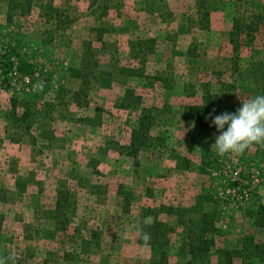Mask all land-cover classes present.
<instances>
[{
  "label": "rangeland",
  "instance_id": "1",
  "mask_svg": "<svg viewBox=\"0 0 264 264\" xmlns=\"http://www.w3.org/2000/svg\"><path fill=\"white\" fill-rule=\"evenodd\" d=\"M233 6L208 0L205 29L194 0H0L7 264H154L138 220L161 205L183 213L160 217L174 230L169 264H220L222 249L241 252L232 264H264V146L221 157L217 128L200 132L183 117L205 85L238 104L261 92V37L232 65ZM141 120L151 140L134 158L124 148ZM236 187L249 199L228 192ZM120 193L131 200L124 212ZM201 215L214 247L191 260ZM247 238L261 247L250 254Z\"/></svg>",
  "mask_w": 264,
  "mask_h": 264
},
{
  "label": "trees",
  "instance_id": "2",
  "mask_svg": "<svg viewBox=\"0 0 264 264\" xmlns=\"http://www.w3.org/2000/svg\"><path fill=\"white\" fill-rule=\"evenodd\" d=\"M195 1V14L199 18V25L205 29L209 28V13L206 10V3L208 0H194ZM256 0H234L233 17H232V27L229 34V43L232 49V65L236 69L239 60L240 51L243 48L250 47L254 44L258 37H261L264 46V5L256 10L255 4ZM205 24V26H204ZM11 65V64H10ZM19 73L26 75V77L31 76V67L29 65H19L16 67ZM203 102L201 105H195L187 107L184 110V119H190V121H195L197 130L200 132H210L215 129V125L212 124L211 119H209V114L212 116L220 115L224 112L235 113L241 104L236 101L230 103L227 100L221 99L216 93L212 92L209 85L203 86ZM259 95H264V78L262 83L261 92ZM149 138V126H146L142 120L138 123V126L132 131L131 140L129 147L124 148L126 153L134 158L141 148H145L148 144ZM121 187V186H120ZM123 188V187H121ZM121 192V191H120ZM3 191L0 187V201L4 202L5 196L2 194ZM122 200V210L127 211L130 206V197L123 194H119ZM179 208H173L171 206L161 205L159 208H142L139 214V237L138 242L144 244L142 239V231L149 232L151 235V240L147 246L155 252L157 259H155L154 264H169L167 251L170 244V235L173 233V229L165 222L160 219L162 215L166 217L174 216L176 220L183 217V213ZM127 213V212H126ZM150 216L152 222L150 226H144L141 221L144 217ZM204 215H201L197 220L195 225L197 226V232L194 230L193 237L191 238L189 244L187 245V254L190 256L191 260L201 257L202 254H208L210 249L214 247L215 240L207 236L206 234H199L203 232L206 224L204 223ZM203 225V226H202ZM201 226L203 228H201ZM247 243V251L251 252L261 247L253 239H244ZM145 245V244H144ZM246 252V250H245ZM218 259L220 264H232V260L238 254H241L239 250H218ZM189 263V262H188ZM16 264H36L29 262L27 259L18 260Z\"/></svg>",
  "mask_w": 264,
  "mask_h": 264
},
{
  "label": "clouds",
  "instance_id": "3",
  "mask_svg": "<svg viewBox=\"0 0 264 264\" xmlns=\"http://www.w3.org/2000/svg\"><path fill=\"white\" fill-rule=\"evenodd\" d=\"M208 118L220 133L211 145L217 155H241L257 145L264 146V95L241 100V107L235 113L224 112L216 116L209 114ZM151 222L150 216L141 221L144 226H150ZM142 239L148 245L150 233L142 231ZM0 264H7V260L0 257Z\"/></svg>",
  "mask_w": 264,
  "mask_h": 264
},
{
  "label": "built area",
  "instance_id": "4",
  "mask_svg": "<svg viewBox=\"0 0 264 264\" xmlns=\"http://www.w3.org/2000/svg\"><path fill=\"white\" fill-rule=\"evenodd\" d=\"M228 192H239V195L243 196L245 200L249 199V193L245 190L240 189V187L232 188L231 190H228Z\"/></svg>",
  "mask_w": 264,
  "mask_h": 264
},
{
  "label": "crops",
  "instance_id": "5",
  "mask_svg": "<svg viewBox=\"0 0 264 264\" xmlns=\"http://www.w3.org/2000/svg\"><path fill=\"white\" fill-rule=\"evenodd\" d=\"M171 207L174 208V206H171ZM168 218H170V220H172V222L176 219V217H174V216H170V217H168Z\"/></svg>",
  "mask_w": 264,
  "mask_h": 264
}]
</instances>
